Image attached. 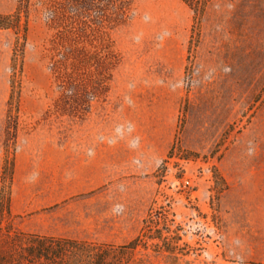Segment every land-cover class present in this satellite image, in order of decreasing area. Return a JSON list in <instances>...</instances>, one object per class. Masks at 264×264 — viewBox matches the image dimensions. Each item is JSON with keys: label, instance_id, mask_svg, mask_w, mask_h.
<instances>
[{"label": "rangeland", "instance_id": "rangeland-1", "mask_svg": "<svg viewBox=\"0 0 264 264\" xmlns=\"http://www.w3.org/2000/svg\"><path fill=\"white\" fill-rule=\"evenodd\" d=\"M48 16L32 0L26 37L0 29V235L120 245L145 226L127 264H264V0H208L199 20L182 0H136L82 116L61 101L74 91L54 79Z\"/></svg>", "mask_w": 264, "mask_h": 264}, {"label": "trees", "instance_id": "trees-1", "mask_svg": "<svg viewBox=\"0 0 264 264\" xmlns=\"http://www.w3.org/2000/svg\"><path fill=\"white\" fill-rule=\"evenodd\" d=\"M39 1L45 4L48 24L53 31L49 51L54 79L60 87L74 91L71 96H63L61 101L72 102L75 108H83V111H77L78 116H82L90 107L91 97L105 95L109 90L113 70L120 62L111 32L133 17L136 0ZM183 1L199 20L208 0ZM31 4L32 0H18L15 11L0 13V29L13 28L20 35L23 32L26 37ZM83 69L90 71L86 82L66 79L73 71ZM12 174V168L7 173V166H4L3 179L12 181ZM10 201L9 196L4 209L3 198H0V211L10 213ZM155 218V214L150 213L145 222ZM148 237L145 226L136 238L120 245L36 232L9 231L0 235V264H127L132 251L139 245L146 246ZM155 237L161 239L163 235L152 238ZM156 246H159L158 242Z\"/></svg>", "mask_w": 264, "mask_h": 264}, {"label": "crops", "instance_id": "crops-1", "mask_svg": "<svg viewBox=\"0 0 264 264\" xmlns=\"http://www.w3.org/2000/svg\"><path fill=\"white\" fill-rule=\"evenodd\" d=\"M183 1V0H182ZM184 2V1H183ZM187 4V3H186ZM188 5V4H187ZM12 208H14V202H13V204H12ZM40 234H42V233H40ZM47 235H54V234H47Z\"/></svg>", "mask_w": 264, "mask_h": 264}]
</instances>
